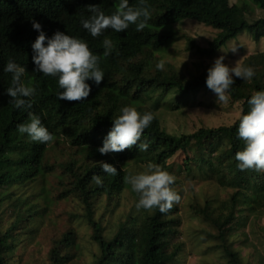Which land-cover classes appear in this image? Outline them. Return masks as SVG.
<instances>
[{
  "label": "trees",
  "instance_id": "trees-1",
  "mask_svg": "<svg viewBox=\"0 0 264 264\" xmlns=\"http://www.w3.org/2000/svg\"><path fill=\"white\" fill-rule=\"evenodd\" d=\"M119 2L0 0V264H10L18 245L17 230L40 210L36 202L30 201L34 195L24 186L39 180L45 182L48 176L54 177L64 189L63 196L72 204L65 230L51 238V264H177L182 249V243L174 240L182 221L179 204H174L166 214L159 209L138 211V195L124 181L125 175L142 171L139 167L149 162L173 173V187L179 195L176 185L181 180L176 175L181 173H198L227 190L222 200H197L191 206L195 215H201L217 229L218 246L224 251L222 264H248L241 249L233 244L232 236L252 213L264 211V172L238 167L235 154L245 146L238 138L239 117L230 124L201 126L193 132L176 134L162 126L150 103L176 90L173 100L166 103L174 110L192 91L204 89L214 93L206 84L208 71L185 76L173 67L163 71L156 68V52L162 53L181 38L175 22L190 18L216 28V35L205 46L188 39V48L210 56L243 31L251 32L255 40L264 36V0H144L150 7L151 19L142 31H137L133 24L123 32L108 29L94 38L83 28L82 19L91 15L83 6L88 9V5L97 4L111 14ZM139 3L140 0H129L133 7ZM256 7L262 15L251 16ZM34 21L41 24L48 38L57 31L79 37L100 56L104 80L99 86L93 80L86 81L91 86L87 99H58L57 93L62 91L58 78L37 71L32 45L40 33L34 29ZM105 37L113 41L112 53L106 57ZM9 60L25 67L23 79L30 80L36 88L31 109H17L10 103L13 98L7 89L12 84V74L4 71ZM233 80L227 94L241 103L240 115L247 114V101L255 91L264 90V77L253 82L233 75ZM123 106H135L141 114H153L154 119L139 142H146L149 147L140 151L137 144L122 152L102 155L98 149L113 127V117ZM29 111L40 116L53 135L52 142L40 143L19 133L17 126L28 122ZM60 141L66 142L65 148L58 145L57 150L54 145ZM179 152L184 154L182 162L176 156ZM100 162L114 165L117 174L103 172ZM133 163L138 168H133ZM94 174L101 178V184L95 183ZM127 190L134 195L135 202L114 227L112 214ZM41 197L52 203L47 192ZM5 200L12 208L8 222L4 218ZM79 220L86 222L88 233L78 231L75 222ZM84 238L94 245L92 259L87 263L82 262Z\"/></svg>",
  "mask_w": 264,
  "mask_h": 264
},
{
  "label": "rangeland",
  "instance_id": "rangeland-1",
  "mask_svg": "<svg viewBox=\"0 0 264 264\" xmlns=\"http://www.w3.org/2000/svg\"><path fill=\"white\" fill-rule=\"evenodd\" d=\"M239 1L241 0H230L231 3ZM262 13L256 7L251 16H260ZM174 27L179 30L181 38L172 42L162 53L156 52L155 54L158 61L162 58L165 59L166 68L173 67L183 75L190 76L194 73L208 71L218 57L224 56V63L230 68L234 67L238 60H241L245 66L252 67L255 70V75L251 81L254 82L264 77V36L255 40L251 32L243 31L216 53L208 56L188 48V39L193 38L196 43L205 46L216 35L218 31L216 28L190 18L175 22ZM233 48H236L235 52L232 51ZM176 94L177 91L172 90L162 99L150 103L156 109L162 126L176 134L193 132L201 126L230 124L241 113L239 101L231 100L227 94L229 97L227 103H219L216 93L204 89L192 91L184 96L179 107L173 110L166 106V103L171 102ZM65 144V141H60V143H55L54 147L60 145L65 148ZM222 146L224 147L226 144ZM49 153L53 154L51 151ZM179 153L176 156L179 155L178 161L182 162L184 154ZM131 166L138 168L135 163ZM139 169L143 170V166H140ZM196 174V176L192 175L195 177L182 173L176 175L181 180L176 185V190L180 192L181 196L178 203V214L182 218L178 228L179 232L174 236V240L182 243L177 264H222L225 263L224 251L222 247L218 246L220 240L217 237V229L201 215H195L191 204L197 200L204 203L209 198H214L217 202L222 200L227 190L212 183V180ZM59 185L53 176H48L45 182L39 180L24 186L28 192H32L34 195L30 201L36 202L40 210L29 217L25 227L17 230L18 245L11 257L10 264H51L48 258L51 238L65 230L69 219L68 211L72 207V204L70 205L63 196L64 189ZM45 192L51 197L52 203L41 197L45 196ZM134 202L135 197L128 190L122 194L111 217L114 227L120 219L126 216ZM3 207L6 208L4 218L8 222L12 208L7 200L4 201ZM100 210L101 208L98 209V213ZM75 223L78 231L88 233L85 221L79 220ZM235 231V235L232 236L233 244L241 249L246 262L248 264H264V211L258 214L252 213L247 222L239 225ZM82 241L84 245L81 248L82 262L87 263L92 259L94 245L87 238Z\"/></svg>",
  "mask_w": 264,
  "mask_h": 264
},
{
  "label": "clouds",
  "instance_id": "clouds-1",
  "mask_svg": "<svg viewBox=\"0 0 264 264\" xmlns=\"http://www.w3.org/2000/svg\"><path fill=\"white\" fill-rule=\"evenodd\" d=\"M82 9L91 13L87 19H82L81 23L94 38L101 36L108 29L123 32L133 24L136 25L137 31H142L151 19L150 7L144 3V0H140L139 5L135 7L129 5V0H120L111 14H106L97 4L88 5V9L83 6ZM33 27L40 33L32 45L33 62L37 66V71L44 76L58 78L59 88L62 89L57 93L58 99L69 102L87 99L91 93V86L86 81L93 80L99 86L104 80V72L99 66L100 56L92 52L84 39L59 31L48 38L39 22L34 21ZM46 40L47 44H45ZM103 47L105 49L103 55L105 57L110 55L113 41L105 37ZM232 51L235 52L236 48ZM224 60V56L215 60L213 66L208 69L206 80L207 87L217 94L219 103H227L229 99L227 93L234 83L233 75L249 81L255 75V70L242 64L241 60L231 68L224 63ZM165 63V59H160L156 68L163 71ZM4 71L12 74V84L7 89V94L13 98L10 103H13L17 109H31L36 88L30 80L26 82L23 79L25 67L9 60ZM247 103L250 105V110L247 114L240 115L238 122V138L245 146L236 152L235 159L240 170L253 169L264 172V90L255 91ZM28 117V122L17 126L19 133H26L31 140L40 143L52 142L53 135L42 124L40 116L29 111ZM153 119L151 112L141 114L135 106L121 107L119 114L113 117V127L98 151L102 155L122 152L137 144L140 151H147L148 143L139 142L144 130L149 127ZM100 163L103 172L112 176L117 174L114 165L107 162ZM93 180L97 184L102 183L98 175L94 174ZM124 181L138 195L135 205L138 211L159 209L160 213L166 214L181 200V196L173 187L175 177L159 164L149 162L143 165L142 171L129 172L125 175Z\"/></svg>",
  "mask_w": 264,
  "mask_h": 264
}]
</instances>
